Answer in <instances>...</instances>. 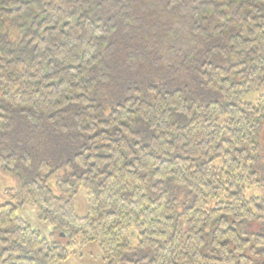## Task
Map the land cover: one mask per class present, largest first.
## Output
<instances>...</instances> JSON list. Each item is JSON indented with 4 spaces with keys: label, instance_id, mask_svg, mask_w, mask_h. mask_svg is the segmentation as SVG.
I'll return each mask as SVG.
<instances>
[{
    "label": "trees",
    "instance_id": "trees-1",
    "mask_svg": "<svg viewBox=\"0 0 264 264\" xmlns=\"http://www.w3.org/2000/svg\"><path fill=\"white\" fill-rule=\"evenodd\" d=\"M262 86L264 0H0V264H264Z\"/></svg>",
    "mask_w": 264,
    "mask_h": 264
},
{
    "label": "rangeland",
    "instance_id": "rangeland-1",
    "mask_svg": "<svg viewBox=\"0 0 264 264\" xmlns=\"http://www.w3.org/2000/svg\"><path fill=\"white\" fill-rule=\"evenodd\" d=\"M161 10L162 8L160 6L156 8L151 7V8L145 9V13L149 20L155 21L158 15L160 14ZM160 21H163L162 16H161ZM128 32H129L128 30L127 31L123 30L118 34L120 37L123 36L125 40L128 41L133 46L134 40L132 39L134 38H129L130 36H128ZM157 56L158 58H161V55L159 53H157ZM146 60L149 61V63L151 64L150 59L147 58ZM153 60H156V56H153ZM145 64H147V62H141V65H145ZM142 75H143V72H131L128 69H125V67H122L119 70L117 78H119L120 80H123L126 78L135 79L136 77L138 76L140 77ZM181 85L184 86L183 84ZM186 89L188 90L193 89L196 95L202 99L203 97L208 95L203 88H197V87L191 86V87H186ZM261 95H264V86H262L258 90L244 94L241 97V102L256 105L257 100ZM218 98L220 99V96H218ZM259 136H260L259 142L261 145L260 147L262 148V151H261L262 158L260 161L263 164L264 163V159H263L264 157V127L261 129ZM11 185H12V181L9 178L0 175V204L8 201V197L5 194V189L10 187ZM253 190L258 195L263 193V191H261V189L259 188H247L246 189L247 196L251 195L253 193ZM74 205H75V212L77 215L85 216L87 214L88 205H87L86 192L84 189L81 188L78 191V193L75 195ZM16 214L18 217L27 221L33 229L38 230L42 237H45L49 240L62 241V238H61L62 234L53 233V228L51 224L48 221L42 219L38 215L37 208L34 205L29 204V203L19 205L17 207ZM80 241L81 240H79L77 245L74 248H72L69 257L66 260L58 262L57 264H106L105 260L103 259L102 253L95 242L87 241L85 243H82Z\"/></svg>",
    "mask_w": 264,
    "mask_h": 264
}]
</instances>
